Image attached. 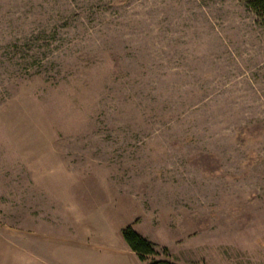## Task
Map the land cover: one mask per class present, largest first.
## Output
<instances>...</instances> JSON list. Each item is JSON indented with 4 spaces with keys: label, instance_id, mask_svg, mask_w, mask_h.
I'll return each mask as SVG.
<instances>
[{
    "label": "rangeland",
    "instance_id": "obj_1",
    "mask_svg": "<svg viewBox=\"0 0 264 264\" xmlns=\"http://www.w3.org/2000/svg\"><path fill=\"white\" fill-rule=\"evenodd\" d=\"M152 259L264 264L259 18L243 0H0V264Z\"/></svg>",
    "mask_w": 264,
    "mask_h": 264
},
{
    "label": "trees",
    "instance_id": "obj_2",
    "mask_svg": "<svg viewBox=\"0 0 264 264\" xmlns=\"http://www.w3.org/2000/svg\"><path fill=\"white\" fill-rule=\"evenodd\" d=\"M246 7H248L259 18L260 25L264 28V0H243ZM242 133L240 129L239 134ZM120 235L129 249L137 255L139 261L143 262L145 256L155 255V245L150 242L138 232H136L132 226H126L120 231ZM147 264H171L168 261L152 259Z\"/></svg>",
    "mask_w": 264,
    "mask_h": 264
}]
</instances>
